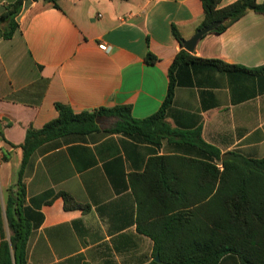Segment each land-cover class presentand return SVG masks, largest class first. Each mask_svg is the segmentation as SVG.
Masks as SVG:
<instances>
[{"label": "crops", "instance_id": "crops-1", "mask_svg": "<svg viewBox=\"0 0 264 264\" xmlns=\"http://www.w3.org/2000/svg\"><path fill=\"white\" fill-rule=\"evenodd\" d=\"M17 1L0 0V15ZM237 1L222 0L219 8ZM57 3H33L14 37L0 40V134L15 146L30 127L42 129L58 117L57 103L76 113L129 105L136 119L155 115L183 49L173 27L187 41L204 18L202 0ZM149 53L155 64L147 63ZM190 54L243 70L184 74L186 85L176 89L165 122L181 131L201 128L203 140L222 154L263 158L264 74L254 70L264 67V15L250 12L225 32L207 34ZM116 121L103 117L99 132L46 144L33 156L23 183L26 206L41 222L29 238L27 264H150L157 256L153 236L170 228L168 242L184 239L179 224L171 226L173 216L193 211L196 221L212 212L205 205L214 179L200 164L207 159L175 139L158 145L105 134ZM161 156L186 159L154 164L144 177L149 160ZM22 161L23 151L0 135V255L10 240L6 204ZM166 180L172 191L165 190ZM64 194L80 207L67 210ZM182 200L203 201L183 209Z\"/></svg>", "mask_w": 264, "mask_h": 264}, {"label": "trees", "instance_id": "trees-1", "mask_svg": "<svg viewBox=\"0 0 264 264\" xmlns=\"http://www.w3.org/2000/svg\"><path fill=\"white\" fill-rule=\"evenodd\" d=\"M59 8L58 0H44ZM222 0H202L204 18L198 29L218 22L211 32L221 34L234 23L250 12L264 15V1L238 0L232 5L219 8ZM24 0L6 7L0 15V40H11L19 31L17 17L23 9ZM197 29V30H198ZM173 36L179 43L184 39L176 27ZM147 63L155 64L158 58L151 53L147 55ZM197 68H205L217 72L243 70L239 66L229 65L220 60H204L188 53L184 48L177 54L169 69V89L160 110L146 119H136L129 105L113 108H100L94 111L76 113L71 107L57 103L58 117L47 123L42 129L30 127L23 144L15 146L7 142L1 133L2 140L12 149L23 151V161L19 173L17 190L10 191L6 204V218L10 232L9 242L2 246L0 264H27V247L34 229L41 222L38 214L32 213L26 206V191L23 178L31 166L33 156L44 145H58L59 141L73 140L99 132L100 126L96 119L100 117L116 118L117 121L103 132L105 134H122L124 136H141L148 142L160 144L162 139L178 140L182 144L194 147L197 155L209 162H200L207 168V174L214 179L212 184L213 197L205 206L212 212L205 218L195 221V213L182 212L171 218L172 228L178 223L180 242L171 243L166 239L172 234L169 229L155 240V254L159 262L150 264H264V157L250 159L238 152L222 154L219 149L207 144L202 138V129L181 131L171 128L165 120L173 105L176 89L186 85L182 81L184 74L192 75ZM264 74V67L254 70ZM189 85V84H188ZM6 161L8 154L4 155ZM174 159H186L181 156L153 157L149 160L145 176H148L154 164H168ZM222 165V170L217 164ZM168 175V165H163ZM165 174V175H166ZM166 191H172V184L164 181ZM67 210L77 209L79 204L64 194ZM196 200L191 204L182 200V208L201 205ZM204 208V205L202 206Z\"/></svg>", "mask_w": 264, "mask_h": 264}, {"label": "water", "instance_id": "water-1", "mask_svg": "<svg viewBox=\"0 0 264 264\" xmlns=\"http://www.w3.org/2000/svg\"><path fill=\"white\" fill-rule=\"evenodd\" d=\"M37 1L38 0H24L23 9L16 19L17 22L21 21L23 14L30 8V6L33 3L37 2ZM218 25H219L218 22H215V23L211 24L210 26L198 29L196 34L190 40L183 41V48L186 51H188L189 53H193L195 51V48H196L197 44L199 43V41H201L207 34L211 33ZM101 119H103V117L96 119V123L99 126H100ZM155 261L159 262V255L156 256Z\"/></svg>", "mask_w": 264, "mask_h": 264}, {"label": "built area", "instance_id": "built-area-1", "mask_svg": "<svg viewBox=\"0 0 264 264\" xmlns=\"http://www.w3.org/2000/svg\"><path fill=\"white\" fill-rule=\"evenodd\" d=\"M108 50V48H106ZM221 168H222V165H221Z\"/></svg>", "mask_w": 264, "mask_h": 264}, {"label": "rangeland", "instance_id": "rangeland-1", "mask_svg": "<svg viewBox=\"0 0 264 264\" xmlns=\"http://www.w3.org/2000/svg\"><path fill=\"white\" fill-rule=\"evenodd\" d=\"M10 233V232H9Z\"/></svg>", "mask_w": 264, "mask_h": 264}]
</instances>
